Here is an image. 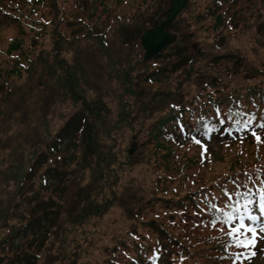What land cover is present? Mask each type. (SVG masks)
I'll list each match as a JSON object with an SVG mask.
<instances>
[{
    "label": "rangeland",
    "instance_id": "rangeland-1",
    "mask_svg": "<svg viewBox=\"0 0 264 264\" xmlns=\"http://www.w3.org/2000/svg\"><path fill=\"white\" fill-rule=\"evenodd\" d=\"M168 1L103 0L100 5H92L94 16L90 22L98 29L97 32L105 33L99 41L89 37L83 25H76L78 17H86L87 11L75 8L74 0H0V71L10 70L9 78L17 81L14 91H9L5 84L0 88L6 93L0 96V103L4 106L0 119V224L7 221L5 214L8 217H24L29 222L28 206L21 202L27 199L17 195V191L11 192V188L15 190L22 179V175L14 176L16 166L20 167L22 163H25V171L29 169V174L21 188L29 191L33 200L30 204L33 205V210L30 208V224L33 227L28 237L32 241L26 244L33 247L25 249L24 254L13 255L10 264H105L115 248L120 256L125 253L123 249L128 248L132 255L135 254L131 241H123L118 246L121 237L127 238L129 229L134 230L133 235L137 238H142V243L150 245L148 257L144 261L139 260L141 264H217L211 257H221L223 249L215 251L211 245L207 246L208 249L201 246L192 258L190 251L194 250L195 244L202 245L196 241L199 236L209 237L213 243L217 233H223L219 229L224 228L227 233L229 227L213 228L209 222H199L195 205L187 199L185 191L180 190L178 194L172 192L183 183H192L194 170L186 169L179 176L172 172L173 179L168 181L155 180L156 173H153L152 165L145 162L143 155L152 148L145 141V130L155 118L168 112L164 104L167 96L187 101L213 76L224 77L225 81L230 82L222 81L220 86L238 87L255 83L260 77L239 72L244 66L236 56H231V60H211L208 52L213 50L210 47L215 42L214 35L207 30H197L203 23L199 22L196 26L192 18L195 5H189L179 15L176 22L180 26L179 32L173 29L178 34L193 32V35L189 39L182 38V41L179 38V42L174 44L178 46L159 53V58L153 55L142 60L145 49L138 34L140 29L135 25L149 19L153 12L152 20H160V13L170 7ZM68 10L73 12L69 14L70 20L65 16V20L59 18L56 24L62 23L64 27L47 24L58 13L62 15ZM233 10L236 12L234 21L239 18V22L233 31L224 29V33L230 35L227 49H230V53L243 56L244 63L247 58L256 66L264 67V0H240ZM128 17L137 21H124ZM70 21L72 26L69 25ZM40 27H43V35L37 38L36 34H41L33 29ZM78 27H81V31L75 35ZM260 27L262 30L259 31ZM56 31L67 35V39L71 38L67 40L68 43L63 42V55L69 65L74 63L78 67L80 86L84 88L81 92L85 99L104 102L105 111L92 120L95 129L102 132L96 136L98 149L91 148L85 138L86 133L85 139H77L81 117L86 113L81 112L83 107L80 104L63 95L57 74H46L39 63L45 55L53 58L51 53L58 36L53 32ZM212 31L215 33V30ZM101 42L105 46L108 44L109 49H103ZM11 53H18V56ZM186 55L193 56L194 61H185ZM27 58H30L32 66H21L19 61L25 62ZM154 63L157 64L154 66ZM164 66L168 71L157 72ZM177 66L180 68L172 71ZM14 67L18 71L13 72ZM152 73L153 80H145L144 75ZM127 76H131L133 81L126 83ZM220 91L226 90L220 88ZM154 106L162 107L152 111ZM120 110L122 112L118 116ZM54 133H62L64 140L61 144L72 148L49 153L47 150ZM185 143L179 142L178 149L190 154L191 150L185 151ZM243 144L251 152V147ZM104 145L105 149L112 147L115 154L110 160L112 171L103 157ZM133 145L136 148L130 155L128 149ZM205 146L207 152L204 158L202 149L198 155L202 162H206V167L210 159L218 162L226 155L225 149ZM229 146L226 144L223 147ZM164 147L169 148L168 144ZM44 156L46 163H51L45 169L39 165ZM128 156H133L131 161L139 163L132 165L127 160ZM65 158L71 161L68 165L64 164ZM229 161H234L232 153L215 164L214 173L225 171ZM32 167L34 170L30 173ZM64 172H69V183L64 181ZM101 172L103 176H100ZM185 172L191 177L188 181L183 179ZM13 176L17 177L16 185L11 180ZM97 176L101 179L97 180ZM165 187L168 191L163 190ZM182 189H185V185ZM9 195L11 201L8 205ZM195 196L198 197L197 194ZM169 198L174 201L181 199L184 204L182 207L166 205L163 200ZM98 204L102 209L96 211L98 207L95 205ZM200 204L203 202L200 201ZM61 205L65 209L58 210ZM71 210L76 211L78 218ZM37 221L41 228L36 226ZM261 221H264V217H261ZM50 222L53 223L52 234L45 237L43 230L46 228L43 226ZM248 222L257 228L261 223ZM10 227L0 231V236L7 233ZM33 236L36 239H32ZM225 239L232 243L231 237ZM19 242L18 235L16 244ZM191 242L195 243L193 247L190 246ZM234 248L231 245L232 251ZM252 250L256 255L244 264H264V240H258L256 248ZM0 254L6 255L1 264H7L11 254ZM242 260H245L244 256ZM221 262L239 264L226 256H222Z\"/></svg>",
    "mask_w": 264,
    "mask_h": 264
},
{
    "label": "trees",
    "instance_id": "trees-1",
    "mask_svg": "<svg viewBox=\"0 0 264 264\" xmlns=\"http://www.w3.org/2000/svg\"><path fill=\"white\" fill-rule=\"evenodd\" d=\"M102 1L103 0H74L73 2L75 8L79 7L81 8V10L87 11L86 17H78L76 25H83L87 30L86 34H88V36L91 38L99 39V41L105 33L101 32V34L100 32H97L98 29H96L95 26L91 24L90 20L92 16H94V12L92 11L91 6L100 5ZM209 1L210 0H194V9H196V11L191 13L193 15L192 18H194L195 20L196 26L201 22L203 23L199 28H197L198 31L199 29L201 31L207 30L210 31V34L214 35L213 39L215 40V42L213 44L211 43L210 48H213V50L208 52L209 57L212 61H221L226 59L231 60V56H236L239 62L242 64L241 66H244L243 69H239V72L245 71L249 73L248 76L250 77L259 76L260 78L257 79V82L254 81L255 83L238 87L233 85L220 86L222 81L227 82L228 84L230 82L225 81L224 77L213 76L209 79V81L203 83L199 92L194 93V95H192V97H190L187 101L176 99L170 94L171 96H167V99L164 100V104L167 105L166 110L168 112H164L161 117L155 118L154 121L146 127L145 131L147 132V136L145 137V141L147 144L152 145V148L150 149V151L146 152V154L143 153V155L146 158L145 162L152 165L153 173H156L155 180L158 182L173 179L170 174L172 172L178 173L179 176L183 173H181V171H184L186 169L194 170L195 176L191 181L192 183H181V187L177 190L175 189V192L172 190V192L178 194L180 190L185 191L187 199L191 200L190 202H193L195 205V211L196 213L198 212L197 215L200 218L198 220L199 222H209L211 224L210 221L212 219H214L218 215H222V213H217L214 211H204V209L211 204H216L218 206L224 207L226 205L235 204L237 201L243 204L246 200L251 199L253 203L249 206V209L241 208L240 213H234L235 215L244 216V221H246L248 220V216L246 214L247 212L250 211L252 214L257 215L259 212H261V206H264V196L261 195V193L264 192V143L262 146H260L254 139V137L244 129V122L248 120H252L251 127H256L257 124L264 123V67L256 66L251 62V60H248L245 57L244 58L246 63H244L243 56H239L234 52L230 53V49H227L230 35L227 36L224 33V29H226V31H233L238 24L239 18L234 21L236 12L233 9L238 5L240 0L226 2H223L224 0H211L210 4L208 3ZM219 1L223 3L220 4ZM197 11H199L198 14ZM72 13V10L63 12L62 15L58 13L55 18L52 21L50 20L47 24L56 25L59 22V18L65 20V16L70 20L71 16L69 14ZM154 14L155 12L151 13L150 17L147 16L149 17V19H144L141 23L135 25L136 28L140 29V32L138 33L140 36L147 27L156 26L160 23V20H152ZM116 15L121 16L118 13H116ZM124 21L136 22L137 20L128 17L125 18ZM176 22L177 20L170 28H173L179 32L180 26ZM69 25L72 26L73 23L70 21ZM57 27L61 28L64 26L61 23ZM212 29L215 30V33L212 31ZM260 30H262V27L259 28V31ZM60 31L65 33V31L63 30ZM75 31V35H78L77 33H80L81 27L76 28ZM36 32L41 34V31ZM53 33L56 35L58 34V31ZM180 34L182 35V37H180ZM180 34L179 38L180 41H182V38L189 39L193 35V32L184 34L183 32H181ZM38 35L39 34H36L37 38L41 37L43 34L39 36ZM198 35L200 34L198 33ZM67 38V35L63 36V34L59 33L52 49L53 52L51 53L53 55V58L50 59L49 56L45 55V58H42L39 63L43 65V71L46 74H57L56 77H59L60 89L62 90L63 88L64 91L63 95L69 96L72 100L83 107V110L81 112H84L86 114H83L84 116L81 117L80 127L78 128L79 135L77 139L82 141L84 138V133H86L85 138H87L88 144L91 146V148L98 149L96 136L101 135L102 132H98L95 129V125L92 124V120L95 117H99L100 114L105 111L104 102L100 100L96 102H89L88 98L85 99L84 95L82 94L81 91H83L84 88L80 86V75H78L77 73L79 69L77 66H75L74 63L72 65H69L66 57L63 55V52L65 51L64 43H68L67 40L71 39ZM15 42L16 41H14L13 43ZM177 42H179V40ZM100 44L103 49H109L108 44L106 46L103 42H101ZM139 46H141L140 43ZM177 46L178 45H173L168 49ZM210 53L214 54L210 55ZM16 54L18 56V53ZM110 54L111 53H109V57ZM138 56L140 57V59H142L141 53H139ZM158 56H156V58H159ZM29 59L30 58H27L25 62L19 61L20 65L32 66L31 60ZM184 59L187 62L194 61L193 56L186 55ZM179 68L180 67L178 66L174 67L172 68V71H175ZM13 69V72L18 71L17 67H14ZM161 71H168V68L164 66L162 67V69H158L157 72ZM144 72L145 71H143L142 73ZM11 73L12 72L10 70L5 69L0 71V88L5 87L6 85L9 91H14L13 87L16 85L15 83H17V81L15 79L14 81H12L9 78ZM129 74L130 71L127 72V75ZM127 77L125 78V80L127 81L126 83L133 81L131 76ZM144 78L145 80H153V73L151 75H144ZM220 88L226 91H220ZM5 94L4 90H0V96ZM164 94H166V92H164ZM156 106H154L152 111L159 110L162 107L159 106L158 108ZM3 111L4 106L0 103V119L2 118ZM121 112L122 111L120 110L118 116H120ZM253 117H255V119H253ZM220 121L224 122L220 123ZM236 121H239L240 123H236ZM205 125L213 130L207 131ZM257 132L261 136V140L264 141V135H262L264 129H257ZM193 135L200 138L203 144L218 143L214 147L225 149V156L232 153L234 161H229L230 164H228V168L222 173H214L215 170H213V167L225 156L223 155L218 162L210 159L207 163L208 166L206 167V162H202L199 157L200 154L198 155V152L202 149L201 145L194 143L190 138ZM52 138V142L47 150L49 151V153L54 154L55 151L61 149L63 151H69L72 148H67L61 144L62 140H64V135L62 133H54ZM179 142H186L185 151L191 150V155L187 152L179 151V145H177L179 144ZM243 143H246L251 147V152L248 151L247 147L244 146ZM166 144H168L169 146V148L167 149L164 147ZM226 144H230V146L228 148L223 147ZM143 145H145V143ZM66 146L69 147V143H67ZM105 147L106 145H104L105 151H103V157L109 169L111 170L110 160L115 156V154L112 151V147H109V149H105ZM128 158L129 159L127 160L132 162V165L139 163L138 161H131V158H133V156H128ZM65 159L66 160L64 164L68 165L71 161L67 158ZM46 162L47 161L44 156L39 161V165L44 166V169L46 167L49 168L51 166V163ZM44 163L45 165H43ZM104 166H106L105 163ZM160 167H162L163 170ZM33 168L34 167L31 168L30 173L32 170H34ZM28 170L25 171V163H22L20 167L16 166V175L14 176L18 177L22 175V179L19 180L18 184L16 185L17 177L13 176L14 178H11V180H14L15 185L17 186L15 190L11 188V192L14 193L17 191V195L27 199L23 201L21 200V202L22 205L26 204L28 206L26 210L29 209V222H27L24 217H8L7 214H5L4 217L8 219H5L7 220L5 223L0 224V231L11 226L10 228H8L7 233H4L0 236V253L9 252L11 254L7 264L11 263L10 258L13 255L15 256L24 254L26 252L25 249H30L31 247H33L32 244L26 246L28 242L32 241L31 239H28V237L31 236L29 230L31 229V227H33L30 224L32 222V220L30 219V208L33 210V205L30 206V204L33 202V200L28 193L29 191L21 188L23 187V181L29 174ZM64 174L66 175V179L64 180L65 183H69V172H64ZM100 176H103V172H101ZM190 178L191 177L189 176V174L185 172L183 179H186L188 181ZM96 179L99 180L101 178L97 176ZM233 180L235 181V183H233ZM184 185L185 189H182ZM163 190L168 191L167 187H165ZM245 192L249 193V195H243ZM196 194L198 195V197L195 196ZM17 195L14 198V201L15 199H17ZM229 195L232 196L231 200L228 199ZM10 201L11 199L9 195L7 201L8 205ZM163 201L166 203V205H177L178 207H182L184 204L183 200L181 199L178 201H174L172 200V198H169L168 200ZM200 201H202L203 204H200ZM95 206L98 207L96 211H99L100 208L102 209V206H99V204ZM59 209L65 208L61 205L58 206V210ZM71 211H74L75 217H77L76 211ZM238 222L239 221H236L234 223ZM77 223L81 222L77 221ZM36 226H40V228L42 227V225H39L38 221L36 222ZM219 226L229 227L228 225H222L218 222L216 227ZM43 227L46 228L45 230H43L46 233L45 237H47V234H49L50 236L52 234L53 223L50 222ZM132 231L134 232L133 229H129L127 231V238H125V236L120 238L118 246L122 244L123 241H131L134 245L135 254L132 255L130 253L131 249L128 248V250L123 249L125 253L123 256H120L118 252H115L117 250V248H115L114 251H111L107 259L108 261L105 262V264H141L139 260L142 259V261H144V259L148 257L150 245L147 243H142V238H137L135 235H133ZM219 231L223 233H217L215 242L213 243L211 242V239L206 236H199V238H197L196 240L199 241V243L201 242L202 245H196L195 243L191 242V247H193L195 244L194 250L190 249L191 258L198 253V247L204 246L207 248L208 245H211V248L215 251H220L221 249H223L221 257H211V259L217 261V264H222V256L233 258V256L231 255L232 245L236 248L235 259L239 262V264L247 263V259L243 261L242 258L240 259V256L247 253L248 250L242 247H236L234 244L225 239L227 237V233L225 232L224 228L223 231H221L220 229ZM18 235L20 242L16 244V236ZM32 239H36V237L33 236ZM176 242L181 246L179 240H176ZM203 249L204 248H202V250ZM5 256L6 255L0 254V264L5 259ZM237 256H239V259H237ZM17 262H19V260Z\"/></svg>",
    "mask_w": 264,
    "mask_h": 264
},
{
    "label": "snow or ice",
    "instance_id": "snow-or-ice-1",
    "mask_svg": "<svg viewBox=\"0 0 264 264\" xmlns=\"http://www.w3.org/2000/svg\"><path fill=\"white\" fill-rule=\"evenodd\" d=\"M253 119H255V117H253ZM223 122L224 121H220V123H223ZM236 123H240V122L236 121ZM251 125H252V120L245 121L244 129L246 132L252 135L254 139L256 140V142L259 144L262 142V140H261V136L257 132V129H264V123L257 124L256 127H251ZM205 128L207 129V131L213 130L209 128L207 125H205ZM190 138L193 140L194 143L201 145L202 159H203L204 154L207 152L206 146L203 145L202 140L198 138L197 136L193 135ZM233 183H235L234 180H233ZM243 195L248 196L249 193L245 192ZM261 195L264 196V192H262ZM228 199L231 200L232 196L229 195ZM252 203L253 201L249 199V200H246L243 204L237 201L235 204L226 205L224 207L218 206L216 204H211L210 206L206 207L204 211L206 212L214 211L217 213H222V215H218L210 221L212 224V227L215 228L218 222L222 225H228L229 231L227 232L226 235L232 238V244H234L236 247H242L245 249H255L258 240H264V235H260L261 233H264V221H261V217H264V206H261V212L259 215L252 214L250 211L246 213L250 221L261 222L259 228H257L251 223L246 224L244 221V216L234 214V213L236 214L240 213L241 208L249 209V206ZM236 221H239V222L234 223ZM220 230L223 231L222 228ZM255 255H256V252L251 251L250 254L246 256L245 258L251 259V257ZM237 259H239V256H237Z\"/></svg>",
    "mask_w": 264,
    "mask_h": 264
},
{
    "label": "water",
    "instance_id": "water-1",
    "mask_svg": "<svg viewBox=\"0 0 264 264\" xmlns=\"http://www.w3.org/2000/svg\"><path fill=\"white\" fill-rule=\"evenodd\" d=\"M171 7L161 14L164 18L162 23L156 27L148 28L141 36V43L145 49L144 59H148L161 52L164 48L177 40L178 35L167 30L178 14L187 5L188 0H171ZM136 146L134 145L129 153L132 154Z\"/></svg>",
    "mask_w": 264,
    "mask_h": 264
}]
</instances>
